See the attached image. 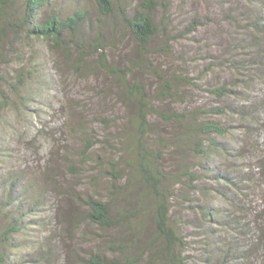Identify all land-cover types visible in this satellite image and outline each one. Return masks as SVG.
Masks as SVG:
<instances>
[{
  "label": "rangeland",
  "instance_id": "rangeland-1",
  "mask_svg": "<svg viewBox=\"0 0 264 264\" xmlns=\"http://www.w3.org/2000/svg\"><path fill=\"white\" fill-rule=\"evenodd\" d=\"M169 1L166 17L172 21L169 29L174 28L170 38H180L168 49L173 54L159 51L154 62L188 74L202 92L179 86L176 99L164 107L211 110L218 102L205 90L225 83H235L243 93L220 102L224 115L213 117L228 128L227 136L218 139L220 152L213 163V170L227 180L214 182L209 171L202 172L194 202L183 205L182 212L173 208L184 236L183 262L264 264V55L254 58L264 52V28L256 30L247 20L260 13L264 20V0ZM50 3L42 17L53 10L70 13L77 5L92 8V0ZM193 17L202 25L194 34L182 32ZM22 40L9 55L4 53L0 68V75L9 79V89L0 85L9 98L8 106L0 109V264H80L96 251L110 255L118 244L129 246L126 264H167L155 255L157 247L147 251L155 239L150 206L129 236L120 228L102 231L85 220L84 201L107 197L110 161L119 169L121 151L128 147L117 142L123 138L117 130H132L134 107L120 102V81L95 66L93 75L81 76L47 42ZM110 46L108 63L122 68L136 60L137 46L123 30ZM229 64L246 68L238 72ZM21 72L27 77L23 87L15 78ZM141 78L152 88L160 83L148 72ZM249 80L253 84L248 89L240 85ZM10 85L22 89L25 100ZM83 137L95 144L85 155ZM98 156L103 159L100 166L95 163ZM208 209L215 222L205 215ZM8 222L18 230L4 241Z\"/></svg>",
  "mask_w": 264,
  "mask_h": 264
},
{
  "label": "trees",
  "instance_id": "trees-1",
  "mask_svg": "<svg viewBox=\"0 0 264 264\" xmlns=\"http://www.w3.org/2000/svg\"><path fill=\"white\" fill-rule=\"evenodd\" d=\"M245 1L253 3V0ZM50 2L0 0V68L4 65L6 51L9 55V49L13 50L22 39L41 40L60 53L77 74L85 76L87 72L93 75L95 66L105 76L120 81L116 90L120 91L118 98L125 101L120 99V102L126 103V107H134V116L129 123L132 130H117L123 137L117 142L128 147L121 151L124 154L120 156L119 169H116L119 164L110 161L107 171L112 173V180L107 197H90L84 201L85 220L102 231L120 228L123 235L129 236L134 234L135 221L141 218L139 215L146 210L145 206H150L155 239L147 251L151 246L157 247L155 255L161 256L167 264H184V236L178 221L173 218V208L182 212L185 210L183 205L194 202L192 197L198 190L202 172L209 171V179L214 182L227 180L219 171L213 170V163L220 152L218 139L227 136L228 128L213 117L224 115L225 109L220 107V102L238 98L236 95L243 93L237 91L235 83H225L205 90L218 102L211 110L198 107L191 112L164 107L167 101L176 99L179 86L202 92L188 74L182 76L154 62L161 55L159 51L166 56L173 54L168 49L174 39L180 38L179 35L170 38L174 28L169 29L172 21H167L166 17L169 0H92L91 9L77 5L70 13L53 10L42 17L41 12L51 6ZM168 19L171 20L170 16ZM247 20L256 30L264 28L261 13L253 19L249 16ZM201 25L202 22L193 17L182 32L194 34ZM119 29L126 32L137 46L136 60L122 68L107 61V51ZM9 35L12 36L10 40ZM160 39L163 40L157 42ZM17 53L19 51L14 54ZM260 54L263 56L264 52L254 58H259ZM229 65L238 72H241L240 68H246ZM145 72L160 82L158 87L152 88L144 83L141 76ZM19 75L15 78L23 87L27 77L22 72ZM252 84L253 81L249 80L248 85L244 82L240 85L248 89ZM0 85L9 89L8 77L1 74ZM10 86L18 94L22 91ZM21 98L25 100L23 96ZM8 104V95L0 88V109H5ZM91 141V138L83 137V155L95 145ZM96 160V165L100 166L102 157L98 156ZM205 215L212 222L216 221L212 209L206 210ZM16 230V224L9 228L8 222L4 241L9 240L10 231ZM107 246L111 250L114 247L110 243ZM128 251V245L118 244L117 251L110 255L96 251L80 264H126L124 261L130 262Z\"/></svg>",
  "mask_w": 264,
  "mask_h": 264
}]
</instances>
